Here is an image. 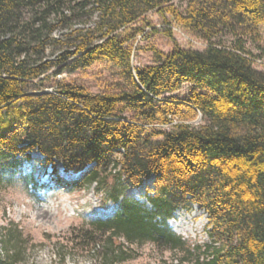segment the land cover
<instances>
[{"label":"trees","instance_id":"trees-1","mask_svg":"<svg viewBox=\"0 0 264 264\" xmlns=\"http://www.w3.org/2000/svg\"><path fill=\"white\" fill-rule=\"evenodd\" d=\"M40 1L0 0V185L11 183L36 152L39 168L22 177L29 186L60 166L66 174L92 167L82 186L100 187L119 208L95 223L106 235L101 264L126 259L124 240L186 250L168 222L192 204L208 213L216 244L195 264H264V71L247 48V38H260L264 0H186L183 7L177 0H43L38 8ZM87 10L96 21L71 29L74 43L58 64L75 71L107 61L130 89L94 94L60 83L45 92L37 81L52 68L42 60L56 29L49 19L72 25ZM152 12L163 31L148 21ZM173 27L207 49L176 45L165 54L150 47L154 65L134 67L130 44L147 28L174 39ZM186 84L193 92L184 103L166 100ZM127 111L136 113L134 122L123 118ZM199 114L203 122L195 125ZM142 125L167 129L145 136ZM151 179V208L118 192L120 182L139 189ZM18 233L0 236V264H24L13 243Z\"/></svg>","mask_w":264,"mask_h":264},{"label":"rangeland","instance_id":"rangeland-1","mask_svg":"<svg viewBox=\"0 0 264 264\" xmlns=\"http://www.w3.org/2000/svg\"><path fill=\"white\" fill-rule=\"evenodd\" d=\"M43 2L41 0L37 7L41 8ZM176 3L183 7L186 0H177ZM88 11L80 17H75L72 25L67 21L55 20L54 16L49 19L56 25V29L42 60L49 62L52 68L37 81L38 84H44L45 92H53L60 83L82 86L94 94L117 93L130 89L123 73L107 61L97 62L91 67L75 71L70 69V64L66 66L58 64L60 56L70 50L69 47L74 43L75 39L70 37L71 29L88 28L96 21V17H91ZM66 13L70 17V11L66 10ZM147 19L154 29L163 31L166 28L163 20L156 13L148 14ZM143 26V22L135 24V27ZM150 29L147 28L144 34L130 44L134 67L154 65V54L147 51L150 47H156L165 54L171 53L176 45L198 51H204L208 47L205 41L191 36L179 27L172 28L174 39L163 33L151 34ZM222 39L231 41L232 38L224 33ZM247 40V48L258 57L256 69L264 71V26L260 27L259 39L247 38ZM64 67L67 68L63 70ZM56 73L60 74L56 75ZM192 92L193 87L186 84L180 91L166 96V100L184 103ZM119 109L121 111L122 106ZM182 111L188 113L187 108H182ZM122 116L126 121L134 122L136 113L127 111ZM196 118L195 125L203 122L200 114ZM142 128L145 136L167 129L157 125L151 127L142 125ZM32 158L33 160L25 164L22 171L15 175L11 183L0 185V236H8L19 231L20 237L18 236L13 243L19 242L20 258L24 264H101V254L104 251L102 245L106 242L104 238L106 235H102L103 232L99 231V226L95 223L99 219L113 218L118 213V206L110 202V193H104L95 185L82 186L92 167L79 173L66 174L60 166L57 172L48 170L47 177L42 183L29 186L22 177L34 167L39 168L37 162L41 159V155L36 152L33 153ZM143 186L145 187L142 188ZM143 186L134 189L120 182L117 188L125 197L151 208L147 198L150 191L155 190L154 179L146 180ZM196 211L200 217L191 222V228L188 229L183 224L180 227L182 218L186 223V219ZM42 214L45 218H41ZM168 224L171 230L185 241L186 250L172 252L152 243L131 246L124 240L122 242L126 259L119 264H182L184 257L189 258L186 264H195L199 258L203 260L207 246L216 245L209 234L210 217L198 204L177 209ZM86 233L93 235L94 240L86 236ZM0 249H2L1 245ZM189 249L193 250V256H190ZM64 252L67 253L65 261L61 258Z\"/></svg>","mask_w":264,"mask_h":264},{"label":"bare ground","instance_id":"bare-ground-1","mask_svg":"<svg viewBox=\"0 0 264 264\" xmlns=\"http://www.w3.org/2000/svg\"><path fill=\"white\" fill-rule=\"evenodd\" d=\"M145 186H143L142 188H144ZM48 208H51V206H48ZM198 217H200V214H198V211L194 212L191 216H189L187 219H186V223L184 222L185 219L182 218V221L180 222V227H182L181 225L183 224L184 226H187L188 229H190L191 227V222L194 221L195 219H197ZM41 218H45V215L42 214L41 215ZM202 225V224H201ZM183 226V227H184Z\"/></svg>","mask_w":264,"mask_h":264},{"label":"built area","instance_id":"built-area-1","mask_svg":"<svg viewBox=\"0 0 264 264\" xmlns=\"http://www.w3.org/2000/svg\"><path fill=\"white\" fill-rule=\"evenodd\" d=\"M194 123H196V121Z\"/></svg>","mask_w":264,"mask_h":264}]
</instances>
